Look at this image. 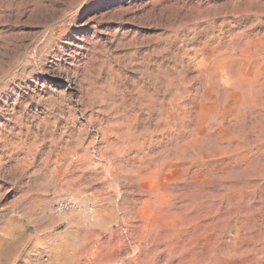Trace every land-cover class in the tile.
<instances>
[{"label":"rangeland","instance_id":"obj_1","mask_svg":"<svg viewBox=\"0 0 264 264\" xmlns=\"http://www.w3.org/2000/svg\"><path fill=\"white\" fill-rule=\"evenodd\" d=\"M262 42L264 0H0V264H264Z\"/></svg>","mask_w":264,"mask_h":264},{"label":"bare ground","instance_id":"obj_2","mask_svg":"<svg viewBox=\"0 0 264 264\" xmlns=\"http://www.w3.org/2000/svg\"><path fill=\"white\" fill-rule=\"evenodd\" d=\"M252 39V38H251ZM260 41V40H259ZM251 42V41H250ZM242 43V42H241ZM263 43V42H262ZM246 44V43H245ZM255 45L257 44V42L256 43H254ZM253 44V45H254ZM264 44V43H263ZM237 45V44H236ZM259 45V44H258ZM243 46V45H242ZM245 46V45H244ZM248 47H250L249 46V44L247 45ZM235 47V46H234ZM248 47H246L247 49H248ZM253 47V46H252ZM263 47V46H262ZM233 48V47H232ZM245 48V49H246ZM251 48V47H250ZM256 48V47H255ZM264 48V47H263ZM222 48H220V50H221ZM224 49V48H223ZM236 49V48H235ZM246 49V50H247ZM252 49V48H251ZM245 50V51H246ZM255 50V49H254ZM217 51V50H216ZM236 51V50H235ZM252 52H253V50H251ZM259 51V50H258ZM262 51V50H261ZM264 51V50H263ZM231 52V51H230ZM239 52V51H238ZM248 52V51H247ZM221 53V52H220ZM228 53V56H229V52H227ZM226 53V54H227ZM255 53V52H254ZM218 54V53H217ZM225 54V53H224ZM251 54V53H250ZM261 54V53H260ZM259 54V55H260ZM206 55V54H205ZM245 55V54H244ZM253 55V54H252ZM252 55H251V57H252ZM255 55V54H254ZM262 55H263V53H262ZM220 55H218V57H219ZM226 56V55H225ZM225 56H222L223 58L225 57ZM247 56V55H246ZM250 56V55H249ZM256 56V55H255ZM241 57H243V56H241ZM254 57V56H253ZM256 57H258V56H256ZM250 58V57H249ZM212 59V58H211ZM211 59H209L208 58V60H211ZM217 59V58H216ZM221 59V58H220ZM243 59H244V57H243ZM260 59V58H259ZM213 61H215V59H212ZM242 60V59H241ZM255 60H256V58H255ZM202 61V60H201ZM220 61V60H219ZM227 61V60H226ZM220 62V64H219V66H217V68H218V72L217 73H219V75H221V74H224V73H226V75H228L229 76V78H230V80L229 81H231V83L230 84H232L233 86H239V85H242V84H244L245 82H247V81H249V82H251L252 81V79H256V76L254 75V73H251V72H247L245 69H244V67H245V65H244V63L242 62V64H240V62L239 61H237V65L235 66V65H233V63H232V65L231 64H229V63H227V62ZM231 61V60H230ZM251 61V60H250ZM249 62V61H248ZM201 63V62H200ZM209 62H207L206 64H208ZM213 63H215V62H213ZM217 64H218V62H216ZM236 63V62H235ZM263 63V62H262ZM203 64V63H202ZM253 64V63H252ZM213 66H215V65H213ZM264 66V65H263ZM209 67V66H208ZM254 67V66H253ZM257 67V66H256ZM206 68V67H205ZM255 68V67H254ZM253 68V69H254ZM247 69V68H246ZM198 70H199V68H198ZM206 70V69H205ZM264 71V70H263ZM199 72V71H198ZM206 73V72H205ZM210 73V72H209ZM260 73V72H259ZM258 74V73H257ZM262 74V73H261ZM204 75V74H203ZM223 76V75H222ZM205 77V76H204ZM207 77V76H206ZM206 77H205V79H206ZM209 77V76H208ZM220 76H218V78H219ZM225 77H227V76H225ZM258 77V76H257ZM213 78H215V77H213ZM228 78V77H227ZM261 78H264L263 76L262 77H260V79ZM209 79V78H208ZM211 80V79H210ZM207 80H205V82H206ZM224 81H226V80H224ZM244 81V82H243ZM259 81V80H258ZM261 81V80H260ZM228 83V82H227ZM257 83H259V82H257ZM250 84H253L252 82L250 83ZM256 84V83H255ZM211 85H213L212 84V82H211ZM217 85V84H216ZM221 85V84H220ZM245 85H247V84H245ZM254 85V84H253ZM258 85V84H257ZM231 86V85H230ZM251 86V85H250ZM259 86V85H258ZM257 86V87H258ZM203 87V86H202ZM205 87H207V86H205ZM221 87H223L222 85H221ZM225 87V86H224ZM247 87V86H246ZM234 88V87H233ZM243 88V87H242ZM251 88H252V86H251ZM211 89V88H210ZM216 89H217V87H216ZM215 89V90H216ZM222 89V88H221ZM244 89V88H243ZM250 89V88H249ZM204 90H206V89H204ZM203 90V91H204ZM224 90V89H223ZM234 90V89H233ZM246 90V89H245ZM244 90V91H245ZM220 91V90H219ZM226 91V90H225ZM231 91V90H230ZM229 91V92H230ZM205 92V91H204ZM203 92V93H204ZM227 92V91H226ZM225 92V93H226ZM233 92V91H232ZM249 92V91H248ZM254 92V91H253ZM261 92V91H260ZM202 93V94H203ZM216 93V92H215ZM219 93V92H218ZM239 93V92H238ZM246 93H247V91H246ZM204 94H206V93H204ZM213 94V93H212ZM217 94V93H216ZM220 94H222L221 92H220ZM233 95V94H232ZM204 96V95H203ZM218 96V95H217ZM226 96V95H225ZM243 96V95H242ZM260 96V95H259ZM236 97H238V96H236ZM245 97V96H244ZM257 97V96H256ZM234 98V97H233ZM246 98V97H245ZM248 98V97H247ZM203 99V98H202ZM218 99V98H217ZM216 99V100H217ZM221 99V98H220ZM219 99V100H220ZM223 99V98H222ZM228 99V98H227ZM239 99V98H238ZM200 100V99H199ZM213 100H215V98H213ZM247 100V99H246ZM204 101V100H203ZM206 101V100H205ZM255 101H256V99H255ZM264 101V100H263ZM196 102V101H195ZM198 102V101H197ZM202 102V101H201ZM208 102V101H207ZM206 102V103H207ZM212 102V101H211ZM242 102V101H241ZM260 102V101H259ZM216 104H217V102H215ZM215 103H213V104H215ZM224 103V101L222 102V104ZM228 103V102H227ZM262 103V102H261ZM199 104V103H198ZM222 104H220V105H222ZM233 104H234V102H233ZM254 104H255V102H254ZM207 105V104H206ZM210 105V104H209ZM212 105V104H211ZM237 105V104H236ZM242 105V104H241ZM249 105V104H248ZM256 105V104H255ZM196 106V105H195ZM213 106H215V105H212V107ZM217 106V105H216ZM259 106V105H258ZM200 107H201V105H200ZM208 107V106H207ZM238 107H239V105H238ZM253 107H255L254 105H253ZM196 108V107H195ZM204 108V107H203ZM218 108V107H217ZM240 108V107H239ZM245 108V107H244ZM208 109V108H207ZM221 109V108H220ZM227 109H228V107H227ZM254 109V108H253ZM252 109V110H253ZM201 110V109H200ZM200 110L198 111V113H200ZM205 110V109H204ZM210 109H208L207 111H206V113L209 111ZM238 110V109H237ZM241 110H242V108H241ZM247 110H248V108H247ZM263 110V109H262ZM212 111H213V108H212ZM228 111V110H227ZM205 112V111H204ZM237 112V111H236ZM203 113V112H202ZM201 113V114H202ZM209 113V112H208ZM213 113V112H212ZM230 113V112H229ZM221 114H222V112H221ZM204 115H205V113H204ZM261 115V114H260ZM195 116V115H194ZM199 117L201 116V115H198ZM206 116V118H207V116H208V114L207 115H205ZM224 116V115H223ZM257 116H259V115H257ZM202 117V116H201ZM210 117V116H209ZM230 117V116H229ZM228 117V118H229ZM234 117V116H233ZM203 118V117H202ZM213 118V117H212ZM231 118V117H230ZM201 121V120H200ZM200 121H198V122H200ZM204 121V120H203ZM230 121V120H229ZM197 122V123H198ZM223 122V121H222ZM202 123V122H201ZM205 123H206V120H205ZM199 124V123H198ZM200 125V124H199ZM199 125H198V127H199ZM197 126V125H196ZM201 126V125H200ZM206 127V126H205ZM208 127V126H207ZM218 128V127H217ZM189 129V128H188ZM194 129V128H193ZM207 129V128H206ZM211 130H215V129H212V128H210ZM220 129V128H219ZM221 130V129H220ZM190 131V130H189ZM204 131V130H203ZM194 133V132H193ZM200 133H201V131H200ZM195 134V133H194ZM198 134V133H197ZM201 134H203V133H201ZM208 134H210V133H208ZM192 135V134H191ZM187 136V135H186ZM190 136V135H189ZM193 136V135H192ZM186 138H188V136L186 137ZM193 139V138H192ZM197 140V139H196ZM245 140V139H244ZM182 141V140H181ZM184 141V140H183ZM182 141V142H183ZM178 143V142H177ZM187 143V142H186ZM198 143V142H197ZM181 144V143H180ZM194 144H195V142H194ZM178 146H179V143L177 144ZM197 145V144H196ZM184 146V145H183ZM195 146V145H194ZM198 146V145H197ZM180 147V146H179ZM178 147V148H179ZM187 147V146H186ZM181 148V147H180ZM187 149V148H186ZM185 150V149H184ZM180 151V150H179ZM181 153H182V151H181ZM186 153V152H185ZM183 155V154H182ZM198 161V160H197ZM189 162V161H188ZM218 162V161H217ZM185 163V162H184ZM184 165V164H183ZM162 166H163V164H162ZM166 166H167V164H166ZM176 166V165H175ZM186 167V166H185ZM163 168H164V166H163ZM170 168V167H169ZM181 168H182V166H181ZM171 169V168H170ZM164 170V169H163ZM166 170V169H165ZM182 170V169H181ZM189 170V169H188ZM160 170H158V172H159ZM167 171V170H166ZM165 171V172H166ZM161 173V172H160ZM159 173V174H160ZM171 173V172H170ZM156 175V174H155ZM157 175H158V173H157ZM169 175V174H168ZM176 175V174H175ZM174 175V176H175ZM158 177H159V175H158ZM163 177V176H162ZM165 177V176H164ZM197 177V176H196ZM171 179V178H170ZM153 181V180H152ZM157 181H159V180H157ZM146 182V181H145ZM144 182V183H145ZM153 183V182H152ZM151 183V184H152ZM160 184V183H159ZM154 185V184H153ZM161 185V184H160ZM149 186V185H148ZM164 186V185H163ZM148 188V187H147ZM158 188H160V187H158ZM145 189V188H144ZM147 190V189H146ZM158 191H159V189H157ZM162 190V189H161ZM149 192V191H148ZM152 192V191H151ZM146 193H147V191H146ZM154 193V192H153ZM151 195H153V194H151ZM157 195V194H156ZM155 195V196H156ZM159 195H161V194H159ZM158 195V196H159ZM157 196V197H158ZM151 198V197H150ZM149 198V199H150ZM160 198V197H159ZM158 198H156V201H158L157 200ZM155 200V199H154ZM154 202V201H153ZM160 202V201H159ZM149 204H151V203H149ZM148 204V205H149ZM153 204H155V202L153 203ZM152 204V205H153ZM160 204V203H159ZM158 205V204H157ZM56 206L58 207V209H60V208H62V206H63V204L61 203V204H57L56 203ZM64 206H66L65 204H64ZM155 206V205H154ZM161 206V205H160ZM145 208V207H144ZM152 207H150L149 209H151ZM153 209V208H152ZM157 209V208H156ZM159 209V208H158ZM157 209V210H158ZM160 211V210H159ZM146 213H147V211H146ZM154 213V212H153ZM156 213V212H155ZM159 213V212H158ZM157 213V214H158ZM156 216V215H155ZM157 217H160V216H157ZM156 218V217H155ZM165 219V218H164ZM154 222V221H153ZM152 223V222H151ZM148 224V223H147ZM153 224H156V223H152V225ZM151 225V224H150ZM14 228V227H13ZM16 228V227H15ZM14 231H16V230H14ZM18 232H20V231H18ZM17 232V233H18ZM14 233V232H13ZM16 233V234H17ZM14 235V241H18L19 239H20V235L18 236V235ZM0 240H1V238H0ZM6 241V240H5ZM13 241V242H14ZM3 243V242H2ZM15 243V245H16V242H14ZM18 243V242H17ZM1 244V243H0ZM5 244V243H4ZM15 247V246H14ZM3 251V250H2ZM1 252V251H0ZM4 252V251H3ZM3 254V253H2Z\"/></svg>","mask_w":264,"mask_h":264}]
</instances>
